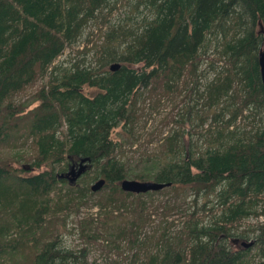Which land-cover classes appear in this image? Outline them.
Listing matches in <instances>:
<instances>
[{
  "label": "trees",
  "instance_id": "obj_1",
  "mask_svg": "<svg viewBox=\"0 0 264 264\" xmlns=\"http://www.w3.org/2000/svg\"><path fill=\"white\" fill-rule=\"evenodd\" d=\"M126 1L0 0V148L28 141L37 147V156L28 161L19 155L13 161L0 156V264H87L89 247L74 251L64 237L76 231L69 227V216L99 194L94 206L105 216L82 220L78 230L86 243L106 242L123 257L113 264H249L246 258L254 246H259V264H264V222L237 231L245 219L264 216V85L259 66L264 0H138L136 9L149 13L141 24L128 20L108 25V17ZM93 27L102 34L100 44L94 35L90 39ZM81 42L86 44L76 56L82 59L66 67L56 64ZM90 43L95 51L89 60ZM214 45L221 47L217 52L226 65L201 92L205 73L200 70ZM113 64L121 68L112 72ZM48 74L34 108L12 103L17 93ZM185 77L195 85L188 98L197 95L202 102L198 113L203 114L191 134L203 137L207 147L192 143L187 148L185 132L175 129L162 140L160 151L142 157L144 166L134 170L124 159L125 142L113 137L115 131L123 128L136 142V125L146 110L142 95L147 93L155 106L164 93L177 95ZM87 88L96 93L89 96ZM195 109L189 106L178 120L171 114L165 123L183 127ZM247 110L262 125L250 131L231 129ZM210 112V128L199 132ZM85 159L90 160L89 171L77 184L61 179ZM33 171L38 172L29 173ZM101 179L106 185L93 192L90 183ZM124 180L171 184L172 192L182 188L195 197V208L181 213L185 221L176 232L167 218L186 200L157 207L167 232L152 237L155 253L139 243L140 234L153 221L145 199L163 192L126 193L121 189ZM126 214L133 215L131 221L101 233L102 219ZM232 239L255 244L234 250ZM122 241L128 242L131 257L124 255Z\"/></svg>",
  "mask_w": 264,
  "mask_h": 264
},
{
  "label": "rangeland",
  "instance_id": "obj_2",
  "mask_svg": "<svg viewBox=\"0 0 264 264\" xmlns=\"http://www.w3.org/2000/svg\"><path fill=\"white\" fill-rule=\"evenodd\" d=\"M138 0H128L123 5L120 3L118 4V8L113 12L111 16L108 17L109 24L118 25L123 23L124 21H131L132 24H141L143 21V18L145 16H148V10H144V7H141L139 10L136 9ZM108 27V26H107ZM106 29V28H105ZM88 34H90V39L92 36L94 37V40L96 43H101V33L97 32V27H93L91 30L88 31ZM101 35V36H100ZM86 43L81 42L79 43L74 49H68L66 52L57 60L56 64H63L64 67L70 66L72 62H74L77 59H82V56H76L77 51L82 50ZM95 44L90 43V51L89 53V60L90 57H92L93 52L95 51ZM216 50L215 45L212 46L208 52L205 55L206 60L204 61L201 70L204 71L205 76H203L200 80V86L199 89L201 92L204 91L205 86L212 81L217 72H220L222 68L226 65L225 59L222 57H219V54ZM209 64H213V67L215 70H212L209 66ZM49 74L45 76H40L37 81H35L32 85L27 87L24 91L17 93L12 98V103L14 105H29L31 106L30 109L34 108L37 104L35 103V99L39 91L46 87L49 81ZM195 87L194 85V79L185 77L184 80L180 83V90L179 93L175 96L169 95L164 93V95H160L158 97L163 98L160 101L156 102L155 106H152V101L148 99V94H143V98H147L146 101V110L143 113V116L141 119L137 122L136 130H135V136H139V139L136 140V142L133 143V139L126 134L125 130L123 128H118L114 133V138L118 141H124L125 142V154L128 156H125L124 159L129 161L130 166L135 170L138 165L141 167L144 166V164H140L139 161L143 157L147 159L149 156L153 154H157L160 151L162 140L166 137H169L173 134V130H183L185 132L184 136V144L189 148L190 144L198 143L202 147L206 148L207 144L205 142L203 143V137H199V135H195L192 133V131L196 130L195 126L196 124H199V121L197 120V116L200 117L203 114L202 112L198 113L201 109V101L198 102L197 95H192L191 99L188 97L190 96V92L192 88ZM86 94L89 96H93L96 93L95 89H85ZM156 97V98H158ZM175 106L177 107L176 110L174 109ZM196 107L195 111L193 112V115L191 116V119L187 118L186 124L183 125V127H180L179 125H176L175 123L171 122L170 124L165 123V119L171 115V118L174 117V119H179V113L183 114L184 112L187 113L188 107ZM206 110H204L205 112ZM214 112H210L208 115V120L205 122V124L202 127H199V132L205 133L211 126L212 122V115ZM262 122L258 115H255L252 111H245L244 115L240 117L235 126L231 129L238 128L240 132L247 130L250 131L253 128H258L262 125ZM200 139V140H199ZM133 143V145L131 144ZM22 156L25 160H30L37 156V147L32 141H28L26 144L19 143L16 147H5L2 146L0 148V156L4 157L6 160L13 161L15 157ZM21 164H25V162H22ZM138 169H136L137 171ZM38 171L29 172L30 174H36ZM88 172V171H87ZM92 172L90 174V177L92 176ZM66 180V179H65ZM68 181V180H66ZM69 182V181H68ZM96 182H91L90 187L93 186ZM77 183H73L74 186ZM84 185V183H82ZM165 191V192H164ZM169 191V192H168ZM108 191L103 192L102 194H106ZM160 192V194L155 195L152 198H146V207L150 211L151 219L153 220L151 223L147 224L144 228L142 227L141 234H140V244H147L151 247L152 252H156V242H152V237H154V240L158 239L161 235L166 233V227L167 224H164V216L161 215L158 212L159 209L157 207L161 203H168L169 205H179V203H183L184 200H186L187 204L184 205V207H178L176 211L170 216H168L167 221L168 225L171 228L172 232H176L177 230L181 229V227L184 224L185 218L181 213H183L186 209L191 211L195 208V197L189 190L178 188L176 191H171L170 188H166ZM101 195V194H99ZM98 196H94L90 198V202L83 206L80 209L79 213L73 212L72 216H69L68 223L69 227L76 228V231L72 235H66L64 237L65 243L67 246H69L74 251H80L83 247L88 246L89 247V256L87 259V264H113L118 262H122V258L118 253L113 249L109 250L110 245H106V242L100 241L99 243H103L100 246L97 244H88L86 243L81 237L79 233V228L82 220L88 219L89 217L93 216L96 217L99 213V207L94 206L95 202L99 199ZM213 199H215V196H213ZM131 201V199H130ZM203 202L200 200L198 202L199 206H201ZM128 204V203H127ZM128 208H131V205H128ZM262 209V208H261ZM67 213H61V215H66ZM105 215H98V217L102 218ZM133 215L132 214H126L124 217H118L114 220H108V219H102L104 222V228H102L101 233H105L106 229H117L124 226L126 222L131 221ZM209 217V215H208ZM264 222V216L258 217H251L248 219H245L241 226H239L238 230L239 232L245 231L249 228L257 227L258 225L262 224ZM109 231V230H108ZM252 237H255L254 234H251ZM253 239V238H252ZM240 240V239H239ZM240 241H246L249 243V240L247 239L240 240ZM121 245L124 249V255L131 257L133 254V251L128 249V242L122 241ZM234 250H241L243 247L241 245L235 246L234 243H232ZM259 246H254L252 252L247 256L246 260L249 264H259L262 259L259 256ZM130 262V259L127 261ZM126 262V263H127Z\"/></svg>",
  "mask_w": 264,
  "mask_h": 264
},
{
  "label": "water",
  "instance_id": "obj_3",
  "mask_svg": "<svg viewBox=\"0 0 264 264\" xmlns=\"http://www.w3.org/2000/svg\"><path fill=\"white\" fill-rule=\"evenodd\" d=\"M260 33L264 34V27L261 26ZM259 66H260V75H261V81L264 85V50H262L259 54ZM121 68L120 64H113L110 67V71L116 72ZM88 162H90L89 159L83 160L79 165V170L74 173L73 171L68 172L67 174L61 175V179H66L69 177L70 174H72L74 177L72 179H69V183H72L74 181H77L79 178L82 177V175L86 172L88 168ZM106 185V180L101 179L97 181L92 186L93 192H99L104 188ZM171 184H163L153 181H137V180H124L121 182V189L126 193H131L135 195H141V194H147L150 192H160L168 187H170ZM243 246L246 249H249L254 246V242L249 243H243Z\"/></svg>",
  "mask_w": 264,
  "mask_h": 264
},
{
  "label": "flooded vegetation",
  "instance_id": "obj_4",
  "mask_svg": "<svg viewBox=\"0 0 264 264\" xmlns=\"http://www.w3.org/2000/svg\"><path fill=\"white\" fill-rule=\"evenodd\" d=\"M81 162H82V161H81ZM81 162H80V163H81ZM80 163H79L78 165H74V166H72L68 172L73 171L74 173H76V172L79 170V165H80ZM88 163H89V162H88ZM87 171H89V167L87 168L86 172H87ZM68 172H67V173H68ZM86 172H85V173H86ZM67 173H65V174H67ZM85 173L82 175V177L85 175ZM73 177H74V176H73L72 174H70L69 177L66 178V180L69 181V179H72ZM82 177H81V178H82ZM81 178H79L77 181L72 182L71 184H73V183H77ZM232 241H233V243H234L235 246H237V245H241V246L243 247V249L248 250V249H246V248L243 246V243H247L246 241H240L239 239H232ZM250 242H251V241H250ZM252 242H254V244H255V241H252Z\"/></svg>",
  "mask_w": 264,
  "mask_h": 264
}]
</instances>
